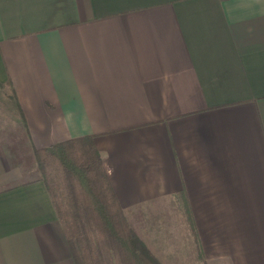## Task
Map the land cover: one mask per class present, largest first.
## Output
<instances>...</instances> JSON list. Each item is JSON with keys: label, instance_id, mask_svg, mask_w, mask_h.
I'll use <instances>...</instances> for the list:
<instances>
[{"label": "crops", "instance_id": "1", "mask_svg": "<svg viewBox=\"0 0 264 264\" xmlns=\"http://www.w3.org/2000/svg\"><path fill=\"white\" fill-rule=\"evenodd\" d=\"M0 92V264H75L32 154L81 136L131 225L264 264V0H0Z\"/></svg>", "mask_w": 264, "mask_h": 264}, {"label": "trees", "instance_id": "2", "mask_svg": "<svg viewBox=\"0 0 264 264\" xmlns=\"http://www.w3.org/2000/svg\"><path fill=\"white\" fill-rule=\"evenodd\" d=\"M90 136L34 148L33 157L75 264H162L132 229ZM195 239L190 214H184Z\"/></svg>", "mask_w": 264, "mask_h": 264}, {"label": "rangeland", "instance_id": "3", "mask_svg": "<svg viewBox=\"0 0 264 264\" xmlns=\"http://www.w3.org/2000/svg\"><path fill=\"white\" fill-rule=\"evenodd\" d=\"M1 99L0 92V110L2 112L5 111L6 108L2 105ZM161 201L162 200L156 201V203L146 206V209L140 213V215H136L138 216L136 218L129 215L132 225L135 226L136 224L137 233H139L140 238L142 239L144 237L146 243L149 242L147 243L148 248L162 264H194L196 255L194 253L195 248L187 247V243H189L193 237L190 235V240L187 238L185 239V236L183 239L181 238L182 233H180V229L177 227L178 223H175L176 217L173 214L172 205L165 201L162 203ZM154 215L156 218L153 220ZM152 221H154L152 224V226H154L151 228L153 233L148 234L147 227ZM144 232L147 237L143 236ZM175 235L176 240H182L183 247H172L175 244V241H173ZM162 239L168 247L162 246ZM169 241L171 242L170 244ZM72 252L76 256L74 247L73 251L71 248V253Z\"/></svg>", "mask_w": 264, "mask_h": 264}]
</instances>
